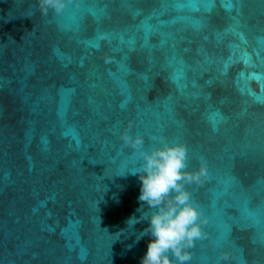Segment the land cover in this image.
I'll return each instance as SVG.
<instances>
[{
    "label": "water",
    "instance_id": "obj_1",
    "mask_svg": "<svg viewBox=\"0 0 264 264\" xmlns=\"http://www.w3.org/2000/svg\"><path fill=\"white\" fill-rule=\"evenodd\" d=\"M125 131L207 165L191 264H264V0H0V264H141Z\"/></svg>",
    "mask_w": 264,
    "mask_h": 264
},
{
    "label": "clouds",
    "instance_id": "obj_2",
    "mask_svg": "<svg viewBox=\"0 0 264 264\" xmlns=\"http://www.w3.org/2000/svg\"><path fill=\"white\" fill-rule=\"evenodd\" d=\"M68 4L69 0H39L43 15L49 12L62 15ZM121 139L139 153L142 161L138 168L126 170L122 176L129 173L138 176V200L141 207L146 205L151 209L143 218L147 226L136 236L137 241L149 237L141 264H191V249L198 240L207 238L204 226L208 218L191 201L186 185L203 182L207 177L206 163L189 171L188 148L184 143L160 142L151 150H145L143 136L125 131ZM134 217L127 223L141 221ZM223 257L227 261L229 253H223Z\"/></svg>",
    "mask_w": 264,
    "mask_h": 264
}]
</instances>
